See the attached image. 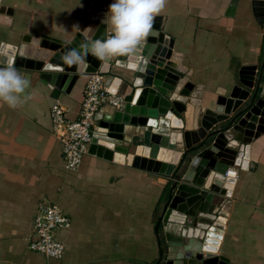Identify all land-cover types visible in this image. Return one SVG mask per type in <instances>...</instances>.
<instances>
[{
    "label": "crops",
    "instance_id": "0c3cea01",
    "mask_svg": "<svg viewBox=\"0 0 264 264\" xmlns=\"http://www.w3.org/2000/svg\"><path fill=\"white\" fill-rule=\"evenodd\" d=\"M252 1L167 0L156 17L154 24L173 40V67L184 73L170 98L184 129H195L203 109L238 84L242 67H256L264 94V23L254 17ZM0 6L13 11L0 15L5 45L40 35L69 41L87 9L77 0H0ZM16 70L29 87L19 107L0 102V264L48 263L29 249L42 202L59 205L70 220L57 233L64 254L51 264H153L168 178L88 153L77 171L67 172L50 117L56 100L39 72ZM91 72L88 66L60 99L67 122L79 117ZM185 82L194 86V98L179 96ZM112 110L105 106L100 116ZM248 162L245 171L229 168L235 183L215 222L223 231L217 255L232 264H264V133L249 144Z\"/></svg>",
    "mask_w": 264,
    "mask_h": 264
},
{
    "label": "water",
    "instance_id": "95a60500",
    "mask_svg": "<svg viewBox=\"0 0 264 264\" xmlns=\"http://www.w3.org/2000/svg\"><path fill=\"white\" fill-rule=\"evenodd\" d=\"M77 1L87 6L77 36L69 41L25 36L18 45L0 43V60L39 72L51 98L58 101L88 66L106 75L108 92L122 96L123 107L102 116L87 153L168 178L154 226L158 256L153 264H232L217 255L223 231L215 222L235 183L226 177L229 168L247 170L249 144L264 133L261 75L256 77L255 66L242 67L238 84L203 109L195 129H184L170 100L184 73L173 67V40L157 22L135 56L103 63L88 55L80 66L61 61L66 50L86 38V28L98 39L106 36L102 21L108 0ZM252 7L263 25L264 0H253ZM12 12L0 6V15ZM193 89L185 82L179 96L194 98Z\"/></svg>",
    "mask_w": 264,
    "mask_h": 264
},
{
    "label": "built area",
    "instance_id": "2783aa9c",
    "mask_svg": "<svg viewBox=\"0 0 264 264\" xmlns=\"http://www.w3.org/2000/svg\"><path fill=\"white\" fill-rule=\"evenodd\" d=\"M108 88L106 75L95 70L90 73L85 85L78 119L67 122L65 108L58 100L50 109L53 131L61 143L64 169L67 172H75L80 167L96 129L95 124L102 118L101 109L105 106L113 109L123 107L122 96L109 93ZM230 176L234 178V170L229 169L226 177ZM69 225L70 220L59 205L49 202L40 203L34 220L35 238L30 242L29 249L41 254L48 261L47 264H51L49 262L51 260L61 259L64 245L57 239V233L66 230Z\"/></svg>",
    "mask_w": 264,
    "mask_h": 264
},
{
    "label": "clouds",
    "instance_id": "9594fccd",
    "mask_svg": "<svg viewBox=\"0 0 264 264\" xmlns=\"http://www.w3.org/2000/svg\"><path fill=\"white\" fill-rule=\"evenodd\" d=\"M166 4L167 0H114L102 21L107 26L105 38H96L93 29L86 28V38L66 50L61 61L68 66H80L88 55L103 63L116 56H135ZM28 87L29 81L16 70L13 61L0 67V102L9 108L19 107L27 99L24 93Z\"/></svg>",
    "mask_w": 264,
    "mask_h": 264
}]
</instances>
